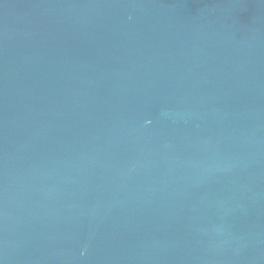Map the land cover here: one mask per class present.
<instances>
[{
	"label": "water",
	"instance_id": "water-1",
	"mask_svg": "<svg viewBox=\"0 0 264 264\" xmlns=\"http://www.w3.org/2000/svg\"><path fill=\"white\" fill-rule=\"evenodd\" d=\"M0 264H264V0H0Z\"/></svg>",
	"mask_w": 264,
	"mask_h": 264
}]
</instances>
